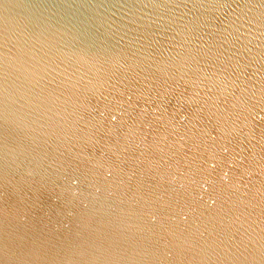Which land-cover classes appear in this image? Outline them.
<instances>
[{
    "label": "water",
    "instance_id": "water-1",
    "mask_svg": "<svg viewBox=\"0 0 264 264\" xmlns=\"http://www.w3.org/2000/svg\"><path fill=\"white\" fill-rule=\"evenodd\" d=\"M0 264H264V0H0Z\"/></svg>",
    "mask_w": 264,
    "mask_h": 264
}]
</instances>
